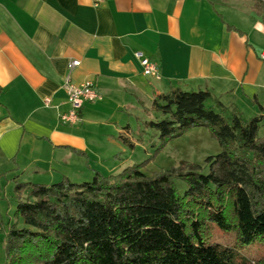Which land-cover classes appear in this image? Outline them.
Here are the masks:
<instances>
[{
	"label": "crops",
	"instance_id": "obj_1",
	"mask_svg": "<svg viewBox=\"0 0 264 264\" xmlns=\"http://www.w3.org/2000/svg\"><path fill=\"white\" fill-rule=\"evenodd\" d=\"M137 53L159 79L143 74ZM263 54L264 23L244 0H0L2 171L75 181L103 160V139L118 145L112 130L131 140L132 113L147 116L172 88L209 90L245 120L264 116ZM71 61L80 62L72 81H91L102 96L76 125L60 118Z\"/></svg>",
	"mask_w": 264,
	"mask_h": 264
},
{
	"label": "trees",
	"instance_id": "obj_2",
	"mask_svg": "<svg viewBox=\"0 0 264 264\" xmlns=\"http://www.w3.org/2000/svg\"><path fill=\"white\" fill-rule=\"evenodd\" d=\"M244 1L264 23V0ZM144 110L156 115L144 125L158 133L161 147L192 128H208L222 149L206 159L208 172L183 163L148 176L139 164L82 183L15 177L4 264H258L213 243L211 226L235 231L241 245L264 243V116L245 120L209 90L180 88L157 95ZM176 180L187 185L183 194Z\"/></svg>",
	"mask_w": 264,
	"mask_h": 264
},
{
	"label": "rangeland",
	"instance_id": "obj_3",
	"mask_svg": "<svg viewBox=\"0 0 264 264\" xmlns=\"http://www.w3.org/2000/svg\"><path fill=\"white\" fill-rule=\"evenodd\" d=\"M132 114L130 117L132 125L129 135L132 142L135 143V147L131 149L124 144L123 139L120 138V133L112 130L111 134L114 135L115 142L118 145L109 146L108 140L106 138L103 139V160L92 162L90 164L92 169H89L83 175L80 172H73L74 174L82 175L73 182H90L96 173L102 176L116 175L127 167L139 164H143L142 170L148 176L176 169L183 163L201 166L202 172L207 173L206 159L216 156L222 150L219 142L213 138L210 130L205 127L192 128L183 135L171 139L166 145L161 147L158 133L154 129L146 128L143 121H156V115L146 116L138 112H133ZM101 134L104 136L103 132ZM0 166V264H4L6 233L10 224L15 222L14 214L17 200L14 182L15 175L4 173L2 170H4L5 166ZM74 166V164H70L66 167L73 171ZM86 168L88 167L86 166ZM76 170L78 169L75 168ZM73 173L71 174L73 175ZM46 182L51 184L53 181ZM175 184L181 194L186 191L187 185L183 181L176 180ZM21 225H23L22 222L20 223ZM211 232L213 243L233 249L242 259L264 264V243L255 242L241 245L238 243L235 231H224L215 224H212Z\"/></svg>",
	"mask_w": 264,
	"mask_h": 264
},
{
	"label": "built area",
	"instance_id": "obj_4",
	"mask_svg": "<svg viewBox=\"0 0 264 264\" xmlns=\"http://www.w3.org/2000/svg\"><path fill=\"white\" fill-rule=\"evenodd\" d=\"M102 0H93L94 5L99 6ZM137 58L140 60V64L143 69V74L145 76L154 77L159 79L158 68L153 64L149 58L141 53L136 54ZM264 59V54L262 55ZM80 66L79 61H71L68 64L69 74L67 75L63 89L67 96V103L69 109L67 112L61 115V121L65 124L76 125L81 122V110L88 103H95L102 100V96L96 89L95 85L91 81H85L80 84H76L71 79V73ZM50 101L47 100V103Z\"/></svg>",
	"mask_w": 264,
	"mask_h": 264
}]
</instances>
